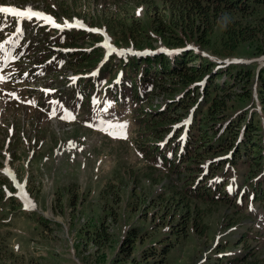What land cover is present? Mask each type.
Here are the masks:
<instances>
[{"label": "rangeland", "instance_id": "rangeland-1", "mask_svg": "<svg viewBox=\"0 0 264 264\" xmlns=\"http://www.w3.org/2000/svg\"><path fill=\"white\" fill-rule=\"evenodd\" d=\"M52 1L0 0V4L15 8L17 12L31 9L45 16L50 13L54 16L55 25L60 26L48 25L35 18L26 20L20 41H31L35 48L27 50V55L19 66L23 69L34 68L38 64L44 67L46 60L50 58L54 59L51 61L52 71H57L64 64L61 74L46 71L44 75L27 79L15 75L7 83L6 90L15 91L18 99H9V96L0 93V264H111L110 259L114 258L119 249L118 241L124 226L111 224L113 219L105 218L103 210H107L109 206L106 204L107 199L101 197L107 185L118 187L120 180L116 178V174L122 176L125 187H119V202L115 203L117 200H114L109 209L115 211L119 218L118 212L121 209L126 224L137 217L133 215L131 219L130 212L123 207V192L136 187V195L147 198L143 212L147 210V216L151 217L159 205L148 201L143 187L152 183V187L147 190L156 192L165 183L181 184L177 181L176 173L166 172L154 155H146L141 150L140 144L144 141L137 133L135 112L130 102L116 106L102 100V89L110 86L107 78L94 82L95 89L88 98L90 105L87 112L83 109L81 94H76L80 88L65 85L77 84L76 79L68 82L64 78L75 75L92 77L95 67L102 60L113 58L112 61L117 63L125 52L139 51L121 43L113 30L109 32L99 28L105 21L92 17L88 5L104 10L105 15L114 14L121 7V10L133 11L138 18L143 16L144 5H136L130 0H86L81 3L82 9H78L80 15H72L78 18H71V15L66 16L62 11L49 10L47 7ZM153 1L148 6H160L161 0ZM147 9L152 11L150 7ZM123 16L117 14L116 18ZM73 20L75 23H72ZM143 22L146 20L143 19ZM72 24L88 32L97 31L100 34L99 40L93 42L80 37L77 43L80 49L76 46L69 48L70 45L65 43L68 39L62 34V30ZM254 25L256 26V21L249 23L250 27ZM11 29V20L0 16V39ZM260 39L248 45L241 44L235 53L223 55L199 49L192 42L188 45L199 55L208 56L218 64H253L260 67L264 65V34ZM153 47L164 50L159 42L153 41ZM77 50H95L97 54L85 63V67L82 64L80 71L74 72L77 67L72 68L70 61L73 59L66 54ZM59 60L62 61L58 63ZM60 75L65 76L59 77ZM3 87L2 85L1 89ZM41 87H56L58 94L56 91L50 98H40L36 89L39 91ZM165 97L167 95L156 92L151 97V102L157 106L165 101ZM57 99L59 102L52 106L51 103ZM66 120L73 122L68 124ZM117 125L126 127L118 128ZM178 125V122H172L165 140L172 141V129ZM8 128H11L12 139L9 138L5 150ZM3 151L9 154V162L15 171V184L2 172L5 167ZM241 163L236 164L237 167L230 165L225 189L230 184L238 192L246 187H253L251 183L258 174L249 172ZM147 170L155 174H148ZM135 177L137 180H133ZM221 184L223 185L222 182ZM243 203L244 208L241 204L235 206L231 202L208 215L205 212L198 221L202 223L203 220V223L209 225V232L203 236L193 233L183 244L177 264L211 263L210 256L215 257L217 254L223 256V259L228 256L235 264H262L264 204L252 203L246 197L243 198ZM202 207L206 211V206ZM237 212L244 221L241 224L243 227L227 226L228 222H223V217ZM100 223L104 224L108 239L94 242L93 233L99 231L97 228ZM245 231H249L248 242L243 241ZM252 251V258L243 262L236 261ZM225 261L227 260L223 263Z\"/></svg>", "mask_w": 264, "mask_h": 264}, {"label": "trees", "instance_id": "trees-1", "mask_svg": "<svg viewBox=\"0 0 264 264\" xmlns=\"http://www.w3.org/2000/svg\"><path fill=\"white\" fill-rule=\"evenodd\" d=\"M82 1L86 2L53 0L47 8L62 11L66 16L80 15ZM130 2L144 5L142 17L138 18L128 9H122L123 12L121 7L114 14L105 15L104 10L88 5L92 17L105 21L99 28L113 30L121 43L139 51L119 57L117 63L113 58L106 59L93 77L79 78L77 87L87 112L94 82L107 78L110 86L102 89V100L116 106L130 102L137 133L144 141L140 144L141 150L146 155H154L166 172L176 173L181 184L165 183L156 192L147 190L152 183L143 187L148 201L159 205L151 217L147 216V210L143 212L147 198L136 195V187L123 192V207L128 209L131 219L133 215L137 217L126 224L121 209L120 218L109 209L120 198L119 187H125L122 176L116 174L120 180L118 187L107 185L101 197L107 199L109 206L103 210L105 218H112L111 224L124 226L119 249L110 263L177 264L183 244L193 233L203 236L209 232V225L198 221L205 212L208 215L231 202L244 208L245 197L252 203L264 204V65L218 64L188 45L192 42L199 49L223 55L235 53L241 44L260 41L264 34V0H161L160 6H148L153 0ZM147 7L152 11L146 10ZM117 14L124 16L117 19ZM143 19L146 22L142 23ZM251 21H256V26L250 27ZM62 34L68 39L65 43L69 48H76L80 37L93 42L100 38L99 34L78 29L65 30ZM153 41L169 51L155 49ZM148 48L150 53H145L143 49ZM96 54L95 50H77L66 55L73 59L70 63L72 68L77 67L75 72ZM50 70L56 72L52 67ZM156 92L169 98L154 106L151 97ZM172 122L179 125L172 129V141L165 140ZM239 162L249 172L258 174L251 183L253 187L238 192L230 184L225 189L230 165L236 166ZM147 173L155 174L150 170ZM239 215V212L227 215L223 222L242 228L244 221ZM103 226L100 223L92 241L107 238ZM249 231L242 236L244 242L249 240ZM253 252L236 261L252 258ZM210 258L212 262L206 264H235L228 256L223 259L217 254ZM224 260L227 261L223 263Z\"/></svg>", "mask_w": 264, "mask_h": 264}, {"label": "snow or ice", "instance_id": "snow-or-ice-1", "mask_svg": "<svg viewBox=\"0 0 264 264\" xmlns=\"http://www.w3.org/2000/svg\"><path fill=\"white\" fill-rule=\"evenodd\" d=\"M0 12L13 14L14 10L11 8H8V7H0ZM15 15L22 16L26 20H32L33 18H35L37 20H47L48 22L52 23L54 26H56L58 28L60 27L59 25H55V22L52 20L51 17H47L44 14L39 13V12H35L31 9H28L27 11L17 12V13H15ZM21 34H22V32H21ZM110 127H112V126L110 125ZM116 127L124 128V127H126V125H117ZM116 138H126V137H116Z\"/></svg>", "mask_w": 264, "mask_h": 264}]
</instances>
